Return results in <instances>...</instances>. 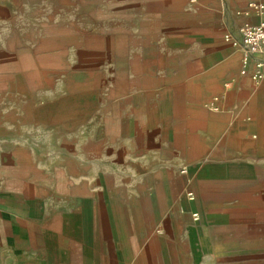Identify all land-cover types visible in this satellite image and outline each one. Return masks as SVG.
<instances>
[{
    "label": "crops",
    "instance_id": "0c3cea01",
    "mask_svg": "<svg viewBox=\"0 0 264 264\" xmlns=\"http://www.w3.org/2000/svg\"><path fill=\"white\" fill-rule=\"evenodd\" d=\"M94 1L84 68L0 67V264H264V59L224 40L264 14Z\"/></svg>",
    "mask_w": 264,
    "mask_h": 264
},
{
    "label": "rangeland",
    "instance_id": "374dc122",
    "mask_svg": "<svg viewBox=\"0 0 264 264\" xmlns=\"http://www.w3.org/2000/svg\"><path fill=\"white\" fill-rule=\"evenodd\" d=\"M90 1L95 3L94 0H0L12 3L11 13L6 14L9 19L11 16L10 22H0V67L10 63L13 72L41 67V56L49 53L51 56L44 59L43 66L59 70L55 73L59 78L67 71L84 68L83 45H74L70 37L83 36ZM72 86L63 83L61 99Z\"/></svg>",
    "mask_w": 264,
    "mask_h": 264
},
{
    "label": "built area",
    "instance_id": "2783aa9c",
    "mask_svg": "<svg viewBox=\"0 0 264 264\" xmlns=\"http://www.w3.org/2000/svg\"><path fill=\"white\" fill-rule=\"evenodd\" d=\"M248 8L260 15L264 14V0H251ZM224 40L234 48H240L243 51V63L246 64L249 58L260 57L264 59V19L257 24H245L241 26L237 35L226 34ZM258 69L252 79L260 81L263 78L261 69L264 67V60L255 64Z\"/></svg>",
    "mask_w": 264,
    "mask_h": 264
}]
</instances>
